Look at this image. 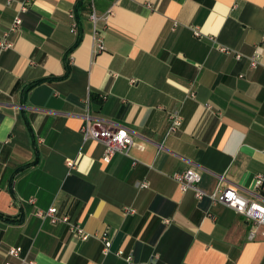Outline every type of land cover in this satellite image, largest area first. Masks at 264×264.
Here are the masks:
<instances>
[{"label":"crops","instance_id":"obj_1","mask_svg":"<svg viewBox=\"0 0 264 264\" xmlns=\"http://www.w3.org/2000/svg\"><path fill=\"white\" fill-rule=\"evenodd\" d=\"M22 1L0 0V41ZM75 1L32 0L0 48V264H19L11 247L21 264H264V225L172 178L192 169L206 192L264 205V0H111L82 19L69 76L47 80L64 73ZM86 111L128 128L129 151L104 162ZM51 206L87 238L35 215Z\"/></svg>","mask_w":264,"mask_h":264},{"label":"built area","instance_id":"obj_2","mask_svg":"<svg viewBox=\"0 0 264 264\" xmlns=\"http://www.w3.org/2000/svg\"><path fill=\"white\" fill-rule=\"evenodd\" d=\"M11 1V0H8ZM32 0H23L20 4L19 13L15 16L13 22L1 35L0 48L5 49L11 47V42L7 40V35L10 32L16 31L22 24L21 13L26 12L27 5ZM91 19L97 20L96 14L93 11L91 13ZM75 31V25L72 28ZM238 57V56H237ZM258 63V56L254 55L250 58V65L252 68L256 67ZM168 128L167 133L176 131L182 125V118L177 112H171L168 114ZM83 142L96 141L104 146L102 160L109 162L114 154L122 153L126 154L133 144L131 132L128 128L117 125V124H105L100 120L92 118L88 111L84 114L83 124L80 128ZM68 166H73L71 160H67ZM172 178L178 184L179 189L182 192L191 190L196 199L201 200L202 198H208L212 202H218L224 204L239 214L243 215L247 220L252 221L255 225H264V205L255 200H250L242 196L238 191L228 185L221 184L219 188L212 192H206L198 186L200 176L197 172L192 169H186L182 172H176L172 175ZM254 185L257 188L264 190V178L258 174L254 178ZM142 187H146V183L141 184ZM30 202H33L31 199ZM35 215L39 218H48L51 224L64 223L68 226L71 234L78 236L81 240H85L87 235L85 234L82 227L77 223H71L69 218L65 214H60L57 208L51 206L47 210L36 209ZM253 232L249 233V237H253ZM103 244H108L106 236L102 237ZM22 250L20 247H11L8 250V255L11 258L21 262L25 261V257L21 255ZM127 264H147L145 262H135L131 255L125 258ZM5 264H13L6 262Z\"/></svg>","mask_w":264,"mask_h":264},{"label":"trees","instance_id":"obj_3","mask_svg":"<svg viewBox=\"0 0 264 264\" xmlns=\"http://www.w3.org/2000/svg\"><path fill=\"white\" fill-rule=\"evenodd\" d=\"M111 0H76L73 6V16L76 21V24L78 26V32L76 39L74 43L65 51L64 56L62 58L63 66H64V73L60 77H49L47 80H64L69 76V70H70V65H69V57L70 54L77 48L79 43L81 42L82 39V27H81V21L84 17L88 16L91 14L93 11L95 12L97 8H106ZM37 83L31 84L27 87V91L30 90L33 86H35ZM93 97V95H92ZM8 221L11 222H19V219L16 218H11L6 216L5 218Z\"/></svg>","mask_w":264,"mask_h":264}]
</instances>
